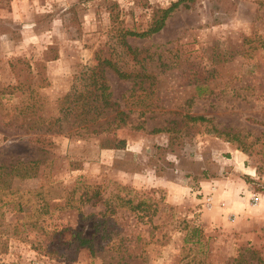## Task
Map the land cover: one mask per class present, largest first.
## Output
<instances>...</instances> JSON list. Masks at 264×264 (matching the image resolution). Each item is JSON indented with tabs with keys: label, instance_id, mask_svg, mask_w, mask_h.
I'll list each match as a JSON object with an SVG mask.
<instances>
[{
	"label": "rangeland",
	"instance_id": "1",
	"mask_svg": "<svg viewBox=\"0 0 264 264\" xmlns=\"http://www.w3.org/2000/svg\"><path fill=\"white\" fill-rule=\"evenodd\" d=\"M172 1L0 4V264L264 262V213L221 224L208 209L224 199L198 182L229 172L251 207L264 196V0H195L159 32L127 37L136 53L119 45V27L145 28ZM97 56L129 75L106 72L112 99L145 129H118L124 148L102 147L104 133L47 143L25 132V117L81 96ZM162 126L171 132L151 133Z\"/></svg>",
	"mask_w": 264,
	"mask_h": 264
},
{
	"label": "trees",
	"instance_id": "2",
	"mask_svg": "<svg viewBox=\"0 0 264 264\" xmlns=\"http://www.w3.org/2000/svg\"><path fill=\"white\" fill-rule=\"evenodd\" d=\"M6 1L7 0H0L1 6H6ZM194 1L195 0L172 1L168 7H160L154 10L147 27L142 29L119 27L114 37L117 42H119V45L124 47L126 51L136 53L137 49L132 48L127 43V37L134 36L143 38L159 32L163 29L167 19L175 10L181 6L189 7ZM97 60L98 63L96 65L87 68V84L81 96L74 100H60L58 103L57 115H33L32 117H25L24 122L31 124L27 129L28 131L25 132L36 130L37 133H41V135H37L39 137H37L36 140H43L47 143H51L49 140L51 134L101 136L104 133L106 137L101 139L102 147L124 148L126 140L116 137V131L118 129L131 126L130 128L134 131H143L145 129L144 123L141 122L136 125H130V113L120 109L118 102L112 99V91L107 82L106 72L108 69H112L120 78H126L129 75L121 71L108 56L103 58L97 56ZM28 67L30 68L29 64ZM108 111H115V115L112 120L105 123V127H102L99 121ZM188 118L192 121L207 120L204 116L188 115ZM40 126H43V128ZM170 130L169 127L162 126L154 128L151 133L161 131L169 132ZM108 135L112 137L108 138ZM112 140L113 142H111ZM95 195L99 196V193ZM76 235L79 240L78 246H89L92 249L91 237L84 236L82 232L79 231H76ZM258 260L257 264H264L261 259Z\"/></svg>",
	"mask_w": 264,
	"mask_h": 264
},
{
	"label": "crops",
	"instance_id": "3",
	"mask_svg": "<svg viewBox=\"0 0 264 264\" xmlns=\"http://www.w3.org/2000/svg\"><path fill=\"white\" fill-rule=\"evenodd\" d=\"M236 158L238 159L239 162V167L243 169H253L252 167L248 166L245 164L246 157H244V154H239V151L237 150ZM241 165V166H240ZM230 169V168H228ZM245 174L250 175L251 171H244ZM226 174L231 175L228 178L225 177H210V178H202L200 179L199 185L202 188L201 191L204 192H210V190L214 191H219V197L216 198V201L221 199L222 197L224 200H222V203L224 204L223 206H218L214 207L215 205H212L208 210L213 211V216H216V220L220 222L221 224H226V223H241L240 227L244 226V220L247 219L248 217V212H263L264 213V196L260 198V201L255 205V207H251L249 204V197L246 198L241 195V193L237 192V187L235 182H231L233 180V176H235L233 173L229 174L227 172ZM225 175V174H223ZM233 175V176H232ZM232 177V178H231ZM232 179V180H231ZM240 179V178H239ZM234 181V180H233ZM238 184H241L237 182ZM246 185V182H245ZM228 187V188H225ZM188 189H190L188 187ZM217 196V194L215 195ZM214 196V197H215ZM248 196V195H247ZM214 208V209H213ZM238 213H245V217H240L238 216ZM235 216L234 219L232 220L231 217ZM264 222V219L263 221ZM246 235L249 239H251V234H255V232H251L249 229H246L243 233Z\"/></svg>",
	"mask_w": 264,
	"mask_h": 264
},
{
	"label": "built area",
	"instance_id": "4",
	"mask_svg": "<svg viewBox=\"0 0 264 264\" xmlns=\"http://www.w3.org/2000/svg\"><path fill=\"white\" fill-rule=\"evenodd\" d=\"M206 199H207L208 203L212 202V197H211V196L208 197V195H207ZM251 199H252L253 201H256V202L258 203L260 198H259L258 195L254 194V195L251 197Z\"/></svg>",
	"mask_w": 264,
	"mask_h": 264
}]
</instances>
